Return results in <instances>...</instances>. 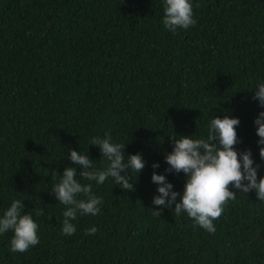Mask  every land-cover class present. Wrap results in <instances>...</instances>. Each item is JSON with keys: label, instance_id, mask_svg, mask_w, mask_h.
Segmentation results:
<instances>
[{"label": "trees", "instance_id": "16d2710c", "mask_svg": "<svg viewBox=\"0 0 264 264\" xmlns=\"http://www.w3.org/2000/svg\"><path fill=\"white\" fill-rule=\"evenodd\" d=\"M191 3L197 23L173 33L162 24L163 0H0V217L21 200L40 240L12 252V231L0 234V264H264L255 191L230 186L236 198L213 221L215 233L176 216L174 204L152 215L160 210L153 172L173 191L185 184L184 173L165 171L170 136L207 139L214 117L240 120L235 150H251L264 177L254 123L264 108L253 98L264 82V0ZM106 135L125 145V163L139 153L145 167L127 170L134 191L77 175L103 203L96 216L78 213L66 236L53 175L81 171L69 150L106 168L89 145ZM91 227L98 231L87 235Z\"/></svg>", "mask_w": 264, "mask_h": 264}, {"label": "clouds", "instance_id": "9594fccd", "mask_svg": "<svg viewBox=\"0 0 264 264\" xmlns=\"http://www.w3.org/2000/svg\"><path fill=\"white\" fill-rule=\"evenodd\" d=\"M163 13L162 24L173 33L177 28L188 29L197 23L191 0H163ZM253 98L264 108V82L258 84ZM254 123L258 126L256 134L259 137V155L264 159V111L259 113ZM239 124L238 118L225 115L223 118L211 119L207 139L170 136L173 150L165 155V161L169 165L165 171L184 173L185 184L182 193L173 191V185L166 181L164 175L153 172L151 180L158 185L159 195L154 196L152 203L159 206L160 210H152V215L160 217L164 208L172 209L174 204L176 216L187 213L196 225L215 233L213 221L223 214L226 204L236 198V192L231 191L230 186L243 193L255 191L258 199L264 201V177L257 179L258 166L253 167L251 150H235V145L239 142L236 132ZM89 145L99 148L101 157L107 161L106 168L97 169L87 154L69 150L68 159L81 171L77 173L76 168L67 166L59 174L58 180L56 174L53 175L55 182L50 194L66 206L62 213V233L66 236L76 232L71 221L77 219L78 213L96 216L103 203L102 197L93 193L92 184H82L77 180V175L84 180L94 181L97 185L104 184L111 177L125 191H134V184L130 183L127 170L132 169L139 173L145 167V161L139 153L128 155L125 163V145L114 143L111 136L93 137ZM152 167L157 168L159 165L153 164ZM80 196L83 199L78 198ZM22 209V201L13 199L10 207L0 217V234L9 230L13 233L9 241L12 252L24 253L40 242L39 225L31 214L22 213ZM43 214V209L36 212L38 216ZM97 231L98 228L91 227L86 230V234L94 235Z\"/></svg>", "mask_w": 264, "mask_h": 264}]
</instances>
